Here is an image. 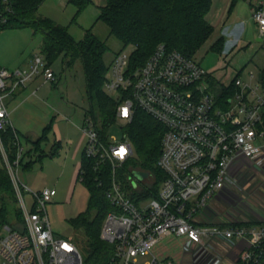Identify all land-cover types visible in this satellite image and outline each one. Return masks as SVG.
<instances>
[{
    "label": "built area",
    "instance_id": "2783aa9c",
    "mask_svg": "<svg viewBox=\"0 0 264 264\" xmlns=\"http://www.w3.org/2000/svg\"><path fill=\"white\" fill-rule=\"evenodd\" d=\"M253 19L264 40V0H255ZM134 51L127 47L115 56L104 89L118 103V121L128 124L140 110L164 128L157 167L165 178L150 181L153 176L148 173L140 181L136 171L122 178L120 171L134 154L130 139L126 133L120 143L114 137L104 138L92 118L85 117L84 156L99 174L109 169L111 179L105 193L113 210L100 234L113 247L109 264H172L158 261L153 251L173 236L187 239L185 250L196 264L199 258L202 264H223L226 256L230 258L232 252L215 249L221 242L239 250L235 264H259L264 260V222L235 219L222 226L200 224L198 216L227 190L237 188V167L264 163V85L259 79L247 84L241 77L234 78L236 93L223 108L209 80L213 75L196 58L160 44L143 66L134 68ZM38 76L45 83L56 81L44 55H36L24 69L0 67V154L23 217L16 228L0 220V264H84L76 244L56 235L50 226L47 204L57 191L45 188L35 193L19 178L26 150L11 121L9 101ZM8 129L14 133L13 162L3 139ZM156 186L161 187L151 195ZM24 192L33 198L31 209Z\"/></svg>",
    "mask_w": 264,
    "mask_h": 264
},
{
    "label": "rangeland",
    "instance_id": "374dc122",
    "mask_svg": "<svg viewBox=\"0 0 264 264\" xmlns=\"http://www.w3.org/2000/svg\"><path fill=\"white\" fill-rule=\"evenodd\" d=\"M107 1L87 0L81 7L77 0L74 2L45 0L40 6L38 16L66 28L77 41L84 39L86 31L91 30L108 46L104 61L109 67L115 55L121 51L122 45L110 35L107 25L97 20L101 7L105 6ZM211 26L215 32L197 53V61L225 85L231 84L241 71V76L247 84H256L260 71L264 69V47L257 42L255 33L252 31L248 39H244L243 47L232 50L233 45L228 52L218 54L212 50V47L216 42L219 27ZM43 37V32L33 27L0 30V67L11 71L24 69L36 55H43ZM249 43H251L249 48L244 49V46ZM50 67L56 75V81L45 83L40 76L39 84L34 87L36 95L33 98L22 103L17 109H15L16 103L10 105L11 121L21 133L19 136L26 153L32 150L30 156H24L25 163L30 160L35 162L29 169L20 167V181L35 193L45 188L57 191V196L47 204L50 226L56 235L73 241L80 233H77L72 222L83 215L92 218L95 215V212H88L90 193L79 181L81 157L74 152L77 143L81 140L80 128L84 125V117L91 104L80 61L68 65L64 55H61L53 59ZM51 124L52 129L46 133L47 139L41 142L40 146L47 156L39 162V153L34 152L32 140L42 138L45 128ZM126 127L125 122L118 121L106 131L105 137H114L117 143H120L124 140ZM26 136L32 140L25 138ZM71 138L74 139L73 145L68 143ZM57 143L61 146L58 153L51 157ZM132 158L140 161L135 148ZM3 164L0 154V166ZM150 174L153 176L150 181L157 178L154 174ZM234 174L238 177L237 188L227 190L220 200L211 205L207 213L199 214V216L205 215L212 221L228 219L233 222L236 219L242 223H263L264 163H247L245 166L237 167ZM2 194L5 202L16 210L18 205L12 196L7 192ZM24 198L27 207L31 209L33 206L31 194L24 192ZM152 198L149 197L148 200ZM2 225L5 224L2 223ZM186 243L187 239L184 237L165 238L158 243L153 253L161 262L196 264V259H193L192 254L185 250ZM215 247L217 251H223L228 255L232 252L230 258L226 256L223 264L237 262L238 251L233 249L232 245L221 242L215 244ZM202 260L199 258L197 264H202Z\"/></svg>",
    "mask_w": 264,
    "mask_h": 264
},
{
    "label": "trees",
    "instance_id": "16d2710c",
    "mask_svg": "<svg viewBox=\"0 0 264 264\" xmlns=\"http://www.w3.org/2000/svg\"><path fill=\"white\" fill-rule=\"evenodd\" d=\"M44 2L45 0H0V30L26 27L41 30L44 35L42 54L48 67L54 58L61 55H64L68 65L76 61L81 62L91 104L86 116L92 118L97 130L105 138L106 131L118 122V103L104 89L110 68L104 61L108 46L91 30L86 31L84 39L77 41L66 28L39 17L38 11ZM77 2L82 7L87 0ZM212 4L213 0H108L105 6L101 7L97 20L106 24L110 35L121 43V51L127 47L135 48L131 56V65L136 68L143 66L160 44H165L169 51H178L186 57L196 58L197 53L215 32L206 20ZM224 46L225 39L220 38L212 50L221 54ZM241 74L242 71L237 76L241 77ZM209 80L219 104L227 108V100L236 93L235 86L233 83L225 85L213 76H210ZM259 81L264 85V69L260 71ZM51 129L52 124L45 128L42 138L33 141L34 152L39 153V162L47 156L40 146L41 142L47 139L46 133ZM125 133L136 149L140 161L130 159L120 171L122 178L123 174L124 177H130L133 171L138 169L154 174L159 182L163 181L165 176L159 171L157 161L161 153L164 128L138 110L133 120L127 124ZM3 139L10 161L13 162L15 160L13 131L8 129L3 134ZM60 146L58 143L55 144L51 157L58 153ZM31 151L29 150L25 156H30ZM25 158L21 164L24 169H29L35 162L30 160L25 163ZM109 176V169L99 174L94 170L92 162L83 156L78 177L90 193L88 212H95V215L93 218L80 216L72 223L77 233H80L73 242L80 250L84 264H109L113 255V247L100 239L104 221L113 210L105 193L111 181ZM158 188L159 186H156L155 190ZM3 192L10 194L17 203L12 181L4 164L0 166V220L3 224L16 228L23 223L22 213L18 208L14 210L5 202ZM259 264H264V260Z\"/></svg>",
    "mask_w": 264,
    "mask_h": 264
},
{
    "label": "crops",
    "instance_id": "0c3cea01",
    "mask_svg": "<svg viewBox=\"0 0 264 264\" xmlns=\"http://www.w3.org/2000/svg\"><path fill=\"white\" fill-rule=\"evenodd\" d=\"M254 6H255V0H213L212 7L206 16V20L210 25L219 27L216 41L219 40L220 38L225 39V46L222 53L228 52L229 48L232 47L233 45L234 46L232 50H234V48L236 49L238 47H243L244 44L242 42H245V40L248 39L252 31L255 33L257 42L259 44H262V47H264V40L260 38L258 33V27L253 19ZM250 45L251 43L246 44L244 46V49L249 48ZM32 59L30 60V62L32 61ZM30 62L26 65V67L30 64ZM39 82H40V76L36 77L33 81H31L27 85V87L19 89L14 95V97L9 101V110L11 104L16 103L15 109H17L18 107H20L22 103H25L29 99L33 98L36 95V91L34 90L35 89L34 87H36L39 84ZM220 82L223 83L222 81ZM11 117H12V112H11ZM17 132L21 136V133L18 130ZM80 133H81V140L79 141V143H77V147L74 152L76 155H80L81 164H82V159L84 156V148L86 145V136L81 131V128H80ZM27 137L28 136H26L25 138ZM29 140H32V138H29ZM68 143L70 145H73L74 139L72 138L69 139ZM81 164L79 170L81 168ZM198 222L200 224H214V225L223 226V225H227L231 221H229L228 219L225 220L216 219L212 221L210 220V218H206V216L203 215V216H198ZM255 224H260V223H255ZM235 250L238 251L239 253L238 249Z\"/></svg>",
    "mask_w": 264,
    "mask_h": 264
},
{
    "label": "water",
    "instance_id": "95a60500",
    "mask_svg": "<svg viewBox=\"0 0 264 264\" xmlns=\"http://www.w3.org/2000/svg\"><path fill=\"white\" fill-rule=\"evenodd\" d=\"M134 176H135L138 180L143 181V180H145V179L148 178L149 174L146 173V172H142V171H136V172H134Z\"/></svg>",
    "mask_w": 264,
    "mask_h": 264
}]
</instances>
